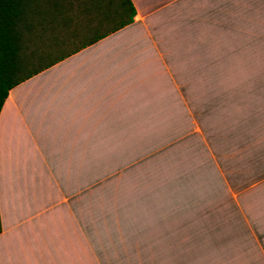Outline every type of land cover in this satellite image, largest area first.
Wrapping results in <instances>:
<instances>
[{
  "label": "crops",
  "instance_id": "0c3cea01",
  "mask_svg": "<svg viewBox=\"0 0 264 264\" xmlns=\"http://www.w3.org/2000/svg\"><path fill=\"white\" fill-rule=\"evenodd\" d=\"M130 2V25L9 91L0 111V264H264V62L213 98L212 66L190 72L205 51L193 39L207 29L209 40L225 1ZM212 110H222L218 124L206 120ZM189 115L203 116L199 148L189 141L198 156L155 185L172 202L161 193L155 221L138 222L156 235H133L125 222L132 251H116L85 179L117 165L107 180L114 186L153 156L133 155L148 132Z\"/></svg>",
  "mask_w": 264,
  "mask_h": 264
},
{
  "label": "rangeland",
  "instance_id": "374dc122",
  "mask_svg": "<svg viewBox=\"0 0 264 264\" xmlns=\"http://www.w3.org/2000/svg\"><path fill=\"white\" fill-rule=\"evenodd\" d=\"M82 0H65V5L67 12L70 15H75L78 11V4ZM230 1V0H223ZM247 0H244L246 2ZM264 2V0H257V5ZM238 3V2H237ZM250 4L247 3V5ZM219 11V6L217 7ZM262 10V9H261ZM221 11L224 12V9L221 8ZM222 12V13H223ZM74 15L72 16L73 18ZM264 14H259L257 7L254 8L252 13L249 15L250 19H253L248 23V18L246 24H236L232 26L231 29L219 30L214 28L213 24L210 30L209 40H207V29L205 35L197 34L193 39V43L197 46H201L205 51H197L195 55V60L198 64L203 61V59L209 61L211 59L212 63V89H213V98L219 94L220 90H224L229 81L233 80L234 82L238 79H243L241 75H250L254 74L255 71H258L260 68H257L262 65L264 59L259 58L258 56L253 58V67H246L241 60L242 54H247L248 56L253 52L251 50H257L258 52H264V42L256 43L254 47H248L247 45H242L239 49V53L235 56L233 51L241 44H243L247 39H250L251 36L259 34V39L264 40V31L262 27L264 26ZM82 18V17H81ZM259 28V29H258ZM209 34V31H208ZM198 41V44H197ZM204 43V44H203ZM261 45V46H260ZM229 51V52H228ZM227 56H230L227 59ZM237 52V51H236ZM257 52V54H258ZM255 53V51L253 52ZM248 58V57H244ZM219 74V75H218ZM202 75V74H200ZM215 75V76H214ZM219 76H227L223 78H218ZM199 76V75H198ZM227 98L229 95L226 96ZM222 112L212 110L206 117V120L214 122L215 124L219 122V114ZM203 115V114H201ZM197 119L203 121V116L196 115ZM188 121H183L184 116L180 117V123H176L171 126L168 125V131L164 132H148V141L146 148H140L133 155L143 156V155H153L149 156L144 162H140V165H134L131 167L132 170L128 172H122L124 174L116 175L114 177V186H108L109 182L108 176L113 175V171L117 170V165H112V169L109 171V165H100V175L97 180L85 179V191H94L96 193V201L100 207V221L101 226L104 223L110 224V229L114 227V235L117 237L116 251H122V253L130 252L131 246L128 243L125 245L124 238L126 236V231L124 227L125 222L132 221V231L133 235L142 236L145 238V235H156L154 233V227H141V224L138 222H154L157 214L159 212L156 208L159 209V198L160 194H164L165 204L172 202V199H168L166 196L170 194L171 191H153L155 185L162 183V180L165 184V175L173 176L172 169L177 166L182 167L189 160L185 159L187 157L198 156L196 151L193 149V146L199 148L200 133L198 132L199 121L195 118L194 115L188 116ZM177 121V120H176ZM175 122V121H174ZM192 122V123H191ZM194 124V125H193ZM203 124V123H201ZM197 132L196 134H194ZM196 135L189 138L190 135ZM188 140L186 142V140ZM185 142H183V141ZM192 142L193 146H189ZM196 142V145L194 143ZM155 151L160 152L159 156L156 157ZM160 155L168 156L160 158ZM177 158L178 163H171L172 158ZM185 157V158H184ZM171 158V160H170ZM166 160V161H165ZM163 162H168L167 166ZM134 169V170H133ZM118 172V171H115ZM114 172V173H115ZM169 172V173H168ZM130 178L132 180H130ZM99 181L100 184L98 187H93V183ZM131 183V186L134 187L140 184L142 191H128V183ZM124 183L126 185V191H123ZM96 184V183H94ZM118 187L120 190L118 191ZM113 188V191H109ZM89 189V190H88ZM208 195V192H205ZM98 199V200H97ZM151 225V224H148ZM105 230L101 228V231ZM129 236V234H128ZM123 238V239H122ZM122 239V243H120ZM129 239V237H128ZM138 243L135 241L132 244L135 246ZM141 249L136 247L133 251L135 253L140 252ZM134 263V260L133 262Z\"/></svg>",
  "mask_w": 264,
  "mask_h": 264
},
{
  "label": "trees",
  "instance_id": "16d2710c",
  "mask_svg": "<svg viewBox=\"0 0 264 264\" xmlns=\"http://www.w3.org/2000/svg\"><path fill=\"white\" fill-rule=\"evenodd\" d=\"M255 7L259 14H264V2L261 6L257 0L225 1L221 6L224 12L215 10L211 20L222 30L231 29L236 24H246L247 18L251 22L249 15ZM73 15L67 12L65 0H0V111L11 89L130 25L135 10L130 0H82L75 18ZM218 26L215 28L219 29ZM258 37L259 34L251 36L229 51L237 56L242 45L254 47L264 42ZM251 51L255 53L239 55L241 60H253L256 56L264 59V52ZM228 52L226 57L231 59ZM203 61L212 66L211 59ZM196 69L197 65L190 72L197 76L203 73L202 68ZM187 119L184 116L183 121Z\"/></svg>",
  "mask_w": 264,
  "mask_h": 264
}]
</instances>
